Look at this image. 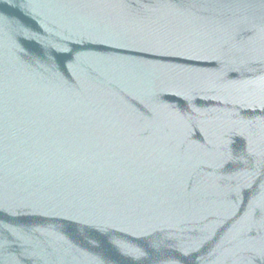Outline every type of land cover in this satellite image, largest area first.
Segmentation results:
<instances>
[{"label":"water","instance_id":"1","mask_svg":"<svg viewBox=\"0 0 264 264\" xmlns=\"http://www.w3.org/2000/svg\"><path fill=\"white\" fill-rule=\"evenodd\" d=\"M0 264H264V0H0Z\"/></svg>","mask_w":264,"mask_h":264}]
</instances>
